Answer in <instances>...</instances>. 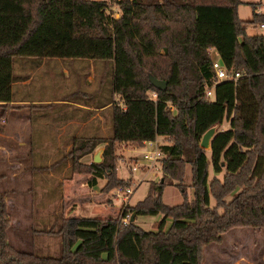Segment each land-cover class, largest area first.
<instances>
[{
  "label": "trees",
  "instance_id": "16d2710c",
  "mask_svg": "<svg viewBox=\"0 0 264 264\" xmlns=\"http://www.w3.org/2000/svg\"><path fill=\"white\" fill-rule=\"evenodd\" d=\"M113 3L117 18L103 1L0 0V106L11 101L12 58L109 61L111 92L120 100L110 107V136L75 140L65 156L69 171L89 175L90 185L103 181L100 193L107 194L126 185L116 175V149H139L160 137L161 178L119 220H61L57 257L7 242L10 221L0 192V264H201L203 248L219 245L228 231L264 230V35L246 33L264 22L254 15L257 4H248L245 22L237 16L240 0ZM214 60L239 77L218 82ZM148 76L165 82V90L154 89ZM224 120L227 129L214 133L208 150L200 148L201 136ZM99 144V163L78 162ZM186 166L191 199L179 186ZM209 168L221 180H208ZM173 182L182 201L166 205L162 193ZM126 215L133 221L129 216L123 224ZM158 215L154 231L134 224L138 216Z\"/></svg>",
  "mask_w": 264,
  "mask_h": 264
},
{
  "label": "rangeland",
  "instance_id": "374dc122",
  "mask_svg": "<svg viewBox=\"0 0 264 264\" xmlns=\"http://www.w3.org/2000/svg\"><path fill=\"white\" fill-rule=\"evenodd\" d=\"M95 1L105 2L107 5L106 12L111 10L113 13L112 17L117 18L118 9L114 5L113 0ZM256 1H259V6L264 8V0ZM248 4L243 2L239 5V17L247 22L251 18V10ZM246 31L248 34L260 33L257 29L251 27H248ZM24 60L25 62H31L30 60L38 62L36 59L12 58L14 77L25 73V70H21L16 65L19 62H24ZM69 60L71 61V59L64 61ZM101 63V68L94 72L95 78L91 85L85 82L87 74H90L89 68L80 70L78 75H70L68 79L64 78L62 75L63 70L60 67L39 69L33 73L34 79L30 87H28L30 98L90 99L104 102L106 100L109 101L110 96L113 95L112 103H116L119 99L111 93L110 86L112 67L109 61ZM34 70L36 69L31 67V73ZM7 107L2 108L0 106V110H4V123L6 122L5 112H8ZM108 112L107 117L109 116ZM11 114L12 112L10 111L8 117ZM227 127V121L224 120L220 127L215 129L214 133L224 131ZM7 137L8 135L3 136L2 134L0 136V192L6 193L5 202L10 221L7 230V242L20 252L32 253L37 256L57 257L59 255L60 239L55 234V231L61 220L72 217L116 218L119 220L121 212L123 210L127 211V206L133 205L145 196L148 183H157L161 178V172L155 173L154 179L151 176L146 177L145 174L149 175L148 173L153 171V167H148L146 163L141 161L140 157L143 153L153 152L154 149H157L156 147L165 144V140L158 137L154 144L146 145L139 149L129 145L122 147L121 144V147L115 151L117 156L116 175L118 179L126 182L122 189H130L131 194L124 196L121 193H117L115 188L107 194L100 193L104 196L102 198L104 200H100V198L91 199L84 194V191H82L80 197L75 193V197H73L72 192L78 188L79 181L65 183L63 180L60 185L61 189H59L54 186H48L47 184H50V182L46 183L47 179L40 180L39 177V175L46 174L45 167L53 168L65 163L62 161H65V159L61 158V155L48 156L42 154L41 150L35 148V139L31 140L30 145L32 148H30L29 146L24 147L25 141L23 140L20 142L17 139H7ZM18 142L22 146L16 147L15 144H18ZM29 148L32 154H28ZM50 158L52 161H50ZM57 159L58 161L55 162ZM88 161L90 162V159ZM78 162L80 163V159ZM132 168L136 170L132 171ZM32 170L35 171L34 174H38V179L36 185H32L30 189L27 188L28 183H26L25 177ZM67 173L72 174L69 170ZM77 175L88 176L89 178V175ZM213 177L221 180L222 173L214 175L209 168L208 180ZM175 185L177 183L173 182L172 185L164 188L162 193L164 204L176 205L181 203L182 197L179 188ZM179 186L184 190L186 198L191 199L192 191L190 189L188 166L184 168ZM80 188L85 190L81 186ZM61 190H64L65 197L59 195ZM237 192V189L234 190L224 198V201L228 202L231 200ZM80 198L84 199L81 200ZM213 205L214 201L209 199V206L213 207ZM129 216L131 217L132 215ZM160 219L161 216L159 215L155 217L138 216L135 218L134 224L144 231H154V224ZM165 224L167 226L169 221L167 220ZM222 239L223 242L219 246L210 244L203 248L201 264H264V230L250 228L233 229L225 233Z\"/></svg>",
  "mask_w": 264,
  "mask_h": 264
},
{
  "label": "crops",
  "instance_id": "0c3cea01",
  "mask_svg": "<svg viewBox=\"0 0 264 264\" xmlns=\"http://www.w3.org/2000/svg\"><path fill=\"white\" fill-rule=\"evenodd\" d=\"M243 2L257 4V6L260 4L258 3L259 1L256 0L241 1V3ZM237 16L240 19L239 6L237 7ZM255 34L248 35L251 36ZM30 61L31 62H25L24 60V62L16 64L21 70H25V73L15 77L11 84V101L8 103V112H5L6 122L0 125V133L3 136L8 135L7 139L10 140L17 139L20 142L23 140L25 141L24 147L29 146L30 148H32L30 145L31 140L35 139V148L41 150L42 154L48 156L61 155V158L64 159L75 140L80 138H107L110 136V107L113 95L110 96L109 101L106 100L104 102H98L90 99H36L30 98V93H28V87H30L32 80L34 79L33 73L37 72L39 69H55L56 67H60L63 70L62 75L64 78L68 79L70 75H78L80 70L89 68L90 74H87L85 82L88 85H91L95 78L94 72L95 70L101 68V62H93L91 60L62 61L60 59H42L38 60V62H34L33 60ZM31 67L36 69L32 73L30 71ZM116 104L120 105V100H118ZM10 111L12 114L8 117V113ZM107 112L109 113L108 117L106 116ZM15 146L19 147L22 146V144H19L18 142ZM121 146L126 147V144H122ZM30 148L28 149V154H32ZM101 152L102 144H99L95 147L92 153L82 157L80 159V163L82 165L91 164L93 156L96 153H100L101 158ZM88 159H90V162ZM50 161H52L51 158ZM56 161H58V159L55 160V162ZM62 161L65 163L54 166L53 168L45 167L46 174L39 175L40 180L47 179L45 182H50V184H47L48 186H54L59 189H61L60 185L63 180L65 183L77 180L79 181V184L78 188L76 190L74 189L72 192L73 197H75V194L80 197V194L84 191V194L89 196L91 199L100 198V200H104L102 199L104 196L100 194V188L103 185V181L96 180L94 185H90L92 183H90L88 176L67 173L70 164L67 159ZM34 173L35 171L33 170L30 171L29 174L26 173L27 176L25 179L26 183H28L27 188L31 189L32 185H36L37 183L38 174L36 175ZM80 186L85 188V190H81L82 188H80ZM46 193H48V191H46ZM59 195H61V197H65L64 190H61ZM69 195H67V197H69ZM221 243L219 245H221Z\"/></svg>",
  "mask_w": 264,
  "mask_h": 264
},
{
  "label": "built area",
  "instance_id": "2783aa9c",
  "mask_svg": "<svg viewBox=\"0 0 264 264\" xmlns=\"http://www.w3.org/2000/svg\"><path fill=\"white\" fill-rule=\"evenodd\" d=\"M254 15L258 18H263L264 19V8H261L260 6H257L254 9ZM256 29L262 34L264 35V22H261L257 25ZM211 68L213 70V73L215 75V79L219 82V81H234L236 80L239 75L238 74H234L233 76H229L225 73L224 68L222 67V65L220 64V62L218 60H214L211 63ZM205 96H210V90H207L205 92ZM154 97V96H153ZM4 123V119L1 117L0 118V124ZM155 142H147L145 143V146H150L151 144H154ZM157 149H154L153 152H145L141 155L140 159L141 161H143L144 163H146L148 165V167H153V171L148 173L149 175H146V177L150 176L152 177V179L155 178V173L160 172L161 169V159H162V154L160 153L158 147H156ZM156 165V166H155ZM135 168H132V171H135ZM157 175V174H156ZM151 179V180H152ZM123 187H118L117 189V193H121L124 196H129L131 194V190L130 189H122ZM129 216L126 215L124 217V219H122V223H126V221L128 220Z\"/></svg>",
  "mask_w": 264,
  "mask_h": 264
},
{
  "label": "water",
  "instance_id": "95a60500",
  "mask_svg": "<svg viewBox=\"0 0 264 264\" xmlns=\"http://www.w3.org/2000/svg\"><path fill=\"white\" fill-rule=\"evenodd\" d=\"M148 81L154 89L160 92H163L165 90V86H166L165 82L157 81L151 76H148ZM215 129L216 127H211L201 136V139L199 142L200 148L204 150L209 148V141L213 137ZM99 162H100V153H96L93 156L92 163H99ZM132 221H133V215L129 219V222H132Z\"/></svg>",
  "mask_w": 264,
  "mask_h": 264
}]
</instances>
